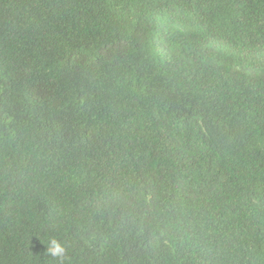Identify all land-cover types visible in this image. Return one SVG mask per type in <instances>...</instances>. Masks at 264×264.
I'll return each instance as SVG.
<instances>
[{
  "label": "trees",
  "instance_id": "1",
  "mask_svg": "<svg viewBox=\"0 0 264 264\" xmlns=\"http://www.w3.org/2000/svg\"><path fill=\"white\" fill-rule=\"evenodd\" d=\"M264 264V0H0V264Z\"/></svg>",
  "mask_w": 264,
  "mask_h": 264
},
{
  "label": "clouds",
  "instance_id": "2",
  "mask_svg": "<svg viewBox=\"0 0 264 264\" xmlns=\"http://www.w3.org/2000/svg\"><path fill=\"white\" fill-rule=\"evenodd\" d=\"M46 251L52 257L58 258L62 264L63 261L67 258L66 248L64 244L56 238H50L46 244Z\"/></svg>",
  "mask_w": 264,
  "mask_h": 264
}]
</instances>
